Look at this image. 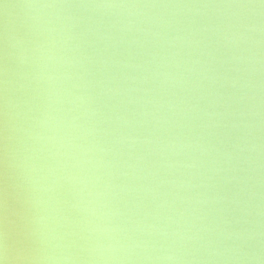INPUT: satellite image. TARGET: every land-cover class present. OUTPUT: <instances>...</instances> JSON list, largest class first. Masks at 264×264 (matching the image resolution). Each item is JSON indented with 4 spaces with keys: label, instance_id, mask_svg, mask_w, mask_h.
Masks as SVG:
<instances>
[{
    "label": "clouds",
    "instance_id": "obj_1",
    "mask_svg": "<svg viewBox=\"0 0 264 264\" xmlns=\"http://www.w3.org/2000/svg\"><path fill=\"white\" fill-rule=\"evenodd\" d=\"M2 11L0 264H264V0Z\"/></svg>",
    "mask_w": 264,
    "mask_h": 264
},
{
    "label": "water",
    "instance_id": "obj_2",
    "mask_svg": "<svg viewBox=\"0 0 264 264\" xmlns=\"http://www.w3.org/2000/svg\"><path fill=\"white\" fill-rule=\"evenodd\" d=\"M3 2L17 3L20 2V0H0V28H2L3 25V11H2ZM0 191H2V185H0ZM2 218H3L2 195H0V225H2Z\"/></svg>",
    "mask_w": 264,
    "mask_h": 264
}]
</instances>
